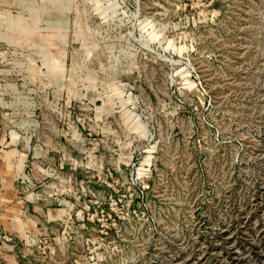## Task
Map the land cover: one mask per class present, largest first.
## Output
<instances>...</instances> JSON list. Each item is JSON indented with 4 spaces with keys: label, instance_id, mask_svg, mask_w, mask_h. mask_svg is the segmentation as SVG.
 Listing matches in <instances>:
<instances>
[{
    "label": "rangeland",
    "instance_id": "rangeland-1",
    "mask_svg": "<svg viewBox=\"0 0 264 264\" xmlns=\"http://www.w3.org/2000/svg\"><path fill=\"white\" fill-rule=\"evenodd\" d=\"M0 264H264V0H0Z\"/></svg>",
    "mask_w": 264,
    "mask_h": 264
},
{
    "label": "built area",
    "instance_id": "built-area-1",
    "mask_svg": "<svg viewBox=\"0 0 264 264\" xmlns=\"http://www.w3.org/2000/svg\"><path fill=\"white\" fill-rule=\"evenodd\" d=\"M139 155L133 156L125 166H119V169L108 170L105 174V183L108 186H113L117 180L127 179V181L136 190L145 192L150 187L151 182L155 178L154 172L151 170L150 173L145 172L146 163L140 160Z\"/></svg>",
    "mask_w": 264,
    "mask_h": 264
}]
</instances>
